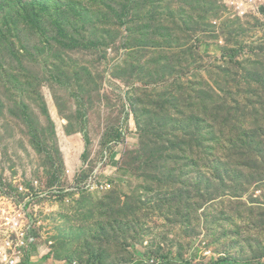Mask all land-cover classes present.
<instances>
[{"label": "rangeland", "instance_id": "374dc122", "mask_svg": "<svg viewBox=\"0 0 264 264\" xmlns=\"http://www.w3.org/2000/svg\"><path fill=\"white\" fill-rule=\"evenodd\" d=\"M235 1L0 0V210L49 192L44 254L264 264V4Z\"/></svg>", "mask_w": 264, "mask_h": 264}, {"label": "built area", "instance_id": "2783aa9c", "mask_svg": "<svg viewBox=\"0 0 264 264\" xmlns=\"http://www.w3.org/2000/svg\"><path fill=\"white\" fill-rule=\"evenodd\" d=\"M264 4V0H236L235 6L243 10L246 5ZM49 192L30 194L24 201L8 200L0 210V264H25L28 253L39 243L37 226L28 205ZM2 201V200H1ZM5 206V205H3Z\"/></svg>", "mask_w": 264, "mask_h": 264}, {"label": "crops", "instance_id": "0c3cea01", "mask_svg": "<svg viewBox=\"0 0 264 264\" xmlns=\"http://www.w3.org/2000/svg\"><path fill=\"white\" fill-rule=\"evenodd\" d=\"M112 158H114V156ZM25 264H64V263L63 261H59L52 255L44 254L43 251L41 249L39 250L37 246L32 248V250L28 253ZM219 264H230V263H219Z\"/></svg>", "mask_w": 264, "mask_h": 264}, {"label": "trees", "instance_id": "16d2710c", "mask_svg": "<svg viewBox=\"0 0 264 264\" xmlns=\"http://www.w3.org/2000/svg\"><path fill=\"white\" fill-rule=\"evenodd\" d=\"M237 53H234V56L236 55Z\"/></svg>", "mask_w": 264, "mask_h": 264}]
</instances>
